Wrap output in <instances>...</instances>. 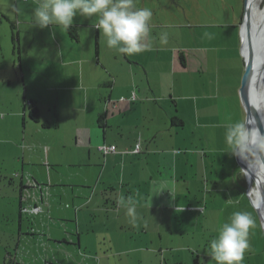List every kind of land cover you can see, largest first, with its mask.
Instances as JSON below:
<instances>
[{
    "label": "rangeland",
    "instance_id": "374dc122",
    "mask_svg": "<svg viewBox=\"0 0 264 264\" xmlns=\"http://www.w3.org/2000/svg\"><path fill=\"white\" fill-rule=\"evenodd\" d=\"M22 1L0 0V119L5 117L10 119L8 124L0 125V264L7 253L13 255L20 253L19 259L23 255L31 257L32 253H64V249L53 248L55 252L53 250L47 252L38 248L39 238L31 236L33 229L45 231L48 234V226L42 227L41 217L31 210L34 207L35 197L39 196V200L41 196V190L35 182L36 178L42 180L43 170L46 168L47 173L48 163H43L45 168L39 165L27 166L30 171L26 173L25 182L29 183L28 177H30L36 192H29L27 190L29 187L22 184V177L19 175L15 177L16 174H13L18 166L16 147H20L23 134L26 130L33 133L31 127L37 125L43 129L42 124H37L39 122L30 118L28 108L24 110L25 100L29 103L32 96L38 98L40 103L35 102L38 106L41 105L42 115L48 116V101L53 98V94L46 93L48 90L41 89L44 86L48 88L49 84L39 76L28 72L29 69L34 68L35 64L38 69L46 68L47 63H38V61L42 60V56L51 54L52 49L42 44L30 47L33 35L22 31L20 33L21 60H19L18 48L14 52L9 18H15L16 5L21 7ZM169 4L178 11L181 21H184L183 10L190 11L192 45L205 47L207 51L204 53L207 54L208 59L207 63H203L199 58L198 64L193 66V86L186 82L185 76L177 75L179 83L176 96L179 99L176 100L177 105L174 104L173 111L175 117L185 120L186 126H175L177 143L174 148L170 142L172 127H167L164 132L165 153L175 152L180 163L177 174L175 175L174 172L173 175V181L175 180L177 185L175 199L165 191L164 207L166 209L162 214L164 217L159 219L164 231L163 239L155 235L158 224L155 212L151 214L152 220L149 227L145 225L151 233L148 236H138L135 229L126 226L125 221L115 215V212L112 213V210L107 214L94 210L92 214L85 207L80 214L83 232L81 240L77 233L72 232L75 235L76 244L82 247L81 251L76 253H82L81 256L85 253L89 257L87 264H97L98 258L103 255L106 258L102 264H160V261L163 264H195L196 260L200 264L202 259L204 264H210L211 257L206 254V250L210 240L217 235L219 227L229 220L233 212L247 211L255 219L256 227L250 233V251L246 253L243 264H255V259H250V254L264 249V230L248 196L249 185L246 175L239 166L236 156L228 153L230 149L224 139L226 123L246 120V113L239 96L245 70L243 42L240 36L245 0H169ZM259 9H264V0L259 3ZM254 21H258V16L254 17ZM66 33L70 38V34ZM84 42L87 43L83 41L82 44H77V53L81 55L88 52ZM199 52L202 51L199 50ZM93 56L94 59H98L95 43ZM197 59L198 57H195V60ZM96 60L94 64L98 66ZM178 62L180 68L185 70L180 58ZM171 88L172 85L168 84V101L173 105ZM190 95L193 100L189 102L187 97ZM79 96L78 92H69L66 96L62 91L57 96L60 98L59 106L55 98L52 100L54 102L52 106H57L61 121L67 126L76 119L73 112H76L77 108L84 107V99ZM52 106L50 105L51 110ZM57 111L54 109L52 114ZM15 113H19L20 116L13 118ZM24 113L26 114L25 124ZM170 124H172L171 121ZM97 128L100 132L104 131L99 126ZM44 131V134L47 133V137L43 139L46 140L44 142L54 143L51 154L52 163H49L51 169L65 177L70 173L80 172L81 168L69 166L67 158L69 154H66L69 150H61L59 145H55L61 141L64 142L66 134L63 131ZM36 137L40 139V136ZM29 141L33 142L32 139ZM43 148L45 147L43 146L42 150L39 149L40 152L44 151ZM36 153L42 158L38 150ZM42 162H45L44 158ZM167 171L166 179L170 177V170ZM166 181H172V177ZM44 190L47 191L46 188ZM54 192H58V195L65 193L67 198H63L61 203L65 207H70L69 209H75L72 196L75 197L76 193L71 195L69 190L64 189H55ZM22 202L26 206V211L21 218ZM106 215L109 216L108 219ZM48 216L46 213L45 217ZM101 217L104 218L102 222H100ZM58 220L62 219L58 218ZM137 223L139 224L138 219ZM57 226L67 227L73 231L77 228L74 223L55 221L50 228L53 234L60 232L55 228ZM134 228L140 229L139 226ZM20 234L24 235L20 236ZM151 246L152 248L148 250ZM159 246L163 247V253ZM143 249L146 252H143ZM110 257H112L111 260H109ZM61 259L66 263L63 257Z\"/></svg>",
    "mask_w": 264,
    "mask_h": 264
},
{
    "label": "crops",
    "instance_id": "0c3cea01",
    "mask_svg": "<svg viewBox=\"0 0 264 264\" xmlns=\"http://www.w3.org/2000/svg\"><path fill=\"white\" fill-rule=\"evenodd\" d=\"M36 6L37 0H23L21 7L16 5L15 18L8 17L10 26L15 24L19 36V42L17 44L13 42L14 52L18 48L19 60H21L22 46L20 42L22 40L20 33L22 31L31 33L33 38L30 47H34L35 44H42L52 49L51 54L42 56V60L38 61V63H47L46 68L38 69L37 64H35L34 68L28 70L30 74L39 76L49 84L48 88L44 86L41 89L43 91L48 90L46 92L48 95L53 94L52 100L55 98L57 106H59L60 100L57 96L62 91L65 92L66 96L69 92H78L79 97L84 99V107L77 108V111L73 112L76 119L70 126L62 123L57 106L53 107L54 102L50 99L48 101V116L42 115L39 104L40 122L37 123L42 124L44 130L63 131L66 134L65 141L55 145H59L61 150H69V153H66L69 154L67 157L69 166L81 168V171L70 173L67 177L59 175L49 165L52 163L51 154L54 143L44 142L46 140L43 139L45 136L47 137V133L44 134L45 131L39 125L31 127L33 133L25 131L22 136L23 145L20 144L22 148L16 147L18 166L13 172L14 175L16 174L15 177L17 175L22 177V184L29 187L27 188L29 192H36L30 177H28L30 182H25L26 173L30 171L27 166L39 165L45 168L43 163H48L46 165L48 167L47 173L45 168L42 180L36 178L35 182L41 190V196L39 200V196L35 197L33 203L34 207L48 206L45 211L38 214L42 221L40 225L45 228L48 226V234L45 231L32 228L31 236L39 238L38 248L47 252L52 250L55 252L53 248L64 249V253H32L31 257L23 255L20 259L18 258L20 253H17L18 256L7 253L2 264H87L89 257L85 253L84 256L80 255L82 253H76L81 251L82 247L78 246L74 240L75 233L81 240L83 232L80 214L85 207L92 214H94V210L102 211V214L104 212L107 214L112 210V213L115 212V215L125 221L126 226L133 227L138 236H148L151 233L145 225L149 227L152 220L151 214L155 212L158 220L155 235L163 239L164 231L159 219L164 217L162 214L166 209L164 207L165 192L152 197L151 207L149 202L154 186L169 180L171 177L173 181L174 172L176 175L180 163L175 152L171 151L170 154H166L164 151L165 129L169 126L172 127L170 142L174 148L177 143L175 126H186L185 120L175 117L173 111L174 104L177 105L176 100L179 99L176 96L177 84L179 83L177 75L185 76L186 82L193 86V66L197 65L200 59L203 63H207L208 59L207 54L204 53L207 51L205 47L192 45L190 11L183 10L184 21H181L178 11L170 6L169 0H137L138 7L152 10L153 18L149 35L145 40V50L139 54L128 56L108 49L105 38L101 37L98 30L91 27V20L83 17H76L74 21L73 26H77L78 31L77 41L71 37L70 40L66 33L68 30H61L56 27L54 31L52 26L44 30L35 27L32 13ZM242 15L244 16L243 12ZM24 28L26 30H23ZM163 32L168 33L167 44H161L159 41V35ZM186 40L188 41L186 42ZM83 41H87L84 44L88 52L81 55L77 53V44L80 45ZM94 43L97 60L93 56ZM195 57L198 59L195 60ZM179 58L183 67L186 68L185 70L180 68ZM94 60L98 62V66L94 64ZM168 84L172 85L173 105L168 101ZM133 94L136 95L135 100L132 98ZM187 99L189 102L193 100L191 95ZM30 101L40 103V100L36 97L33 98V96ZM27 104L25 100L24 110ZM50 105L53 107L52 110ZM196 107H198L197 104ZM54 109L57 112L52 114ZM101 114L106 115L105 126L99 124ZM19 116V113H15L13 118ZM25 119L26 114L24 113V124L26 123ZM9 121L10 119L6 117L0 119V125L8 124ZM44 124H47V127ZM97 126L103 128L104 131L100 132ZM36 136H40L42 140ZM29 139H32L33 142H30ZM139 142L142 152L139 154L132 153ZM102 145H114L117 147V152L104 154L99 150ZM43 146L45 147L43 148L44 151L47 150V152H40L39 149L42 150ZM37 150L42 158L37 156ZM43 158L45 162H42ZM167 170H170L168 179L165 178ZM55 189L69 190L71 195L76 193L75 197L72 196L74 210L61 203L63 198H67V195L65 193L58 195V192H54ZM31 195L33 196V194ZM129 195H132L136 201V211L132 215L128 214L126 207L118 203L120 197ZM175 207L177 206L175 205ZM25 208L26 206L22 202L21 218ZM46 213L49 215L48 217H45ZM58 218L62 220L60 221ZM106 218L108 219L109 216L106 215ZM102 219L104 218L101 217L100 222ZM55 221L74 223L77 228L73 231L67 227L60 228L57 226L55 228L60 232L53 234L50 228ZM137 226L140 227L139 230L134 228ZM166 232H168L167 228ZM22 235L24 234H20V236ZM159 247L163 253V247ZM151 248L152 246L148 247V250ZM143 252L146 250L143 249ZM251 253L250 259L254 258L255 264H264V249ZM61 257L66 263L62 262ZM105 258L104 255L98 258L97 264H102ZM111 259L112 257L109 258V260ZM160 264L163 262L160 261Z\"/></svg>",
    "mask_w": 264,
    "mask_h": 264
},
{
    "label": "clouds",
    "instance_id": "9594fccd",
    "mask_svg": "<svg viewBox=\"0 0 264 264\" xmlns=\"http://www.w3.org/2000/svg\"><path fill=\"white\" fill-rule=\"evenodd\" d=\"M32 15L35 27L44 30L52 26L54 31L56 27L70 30L76 17L89 19L91 27L105 38L108 49L128 56L145 50L153 18L152 10L138 7L137 0H37ZM168 39L167 32L159 35L161 44H167ZM224 128L225 143L230 149L228 153L245 162L247 168L264 167L259 156V153H264V134L256 126L255 118L230 121ZM165 191L175 199V181L154 186L150 207L152 197ZM118 203L127 208L129 215L135 213L136 201L132 195L120 197ZM255 227L256 221L251 213L233 212L207 246L210 264H243L246 253L250 251V233ZM200 264H204L203 259Z\"/></svg>",
    "mask_w": 264,
    "mask_h": 264
},
{
    "label": "water",
    "instance_id": "95a60500",
    "mask_svg": "<svg viewBox=\"0 0 264 264\" xmlns=\"http://www.w3.org/2000/svg\"><path fill=\"white\" fill-rule=\"evenodd\" d=\"M248 0H245V6H244V16H243V21L240 27V34L243 42V30H246V35L247 39L249 41V55L248 57H244L245 61V70L244 74L242 77L241 81V87L239 89V96H240V101L242 103V106L245 110L246 113V120L250 118H255L256 126L261 129V133L264 134V116L263 114L259 111L257 108V105L260 104L259 100V94L257 92V76H258V68L255 62V55H254V50H253V24H252V19H251V13L249 11L248 7ZM244 56V55H243ZM257 103V105H256ZM261 164L264 165V153H259ZM237 162L243 172L246 175L247 181L249 188L251 186L250 179L248 178V173H251V169L247 168V166L238 158L236 157ZM260 194H261V201L264 203V186L260 187ZM248 196L250 199V202L252 206L255 208V210L258 213V216L262 222L263 230H264V224L262 220V216L259 213L258 209L255 207L254 202L252 198L249 195V189H248ZM26 211V209L24 210Z\"/></svg>",
    "mask_w": 264,
    "mask_h": 264
},
{
    "label": "bare ground",
    "instance_id": "6f19581e",
    "mask_svg": "<svg viewBox=\"0 0 264 264\" xmlns=\"http://www.w3.org/2000/svg\"><path fill=\"white\" fill-rule=\"evenodd\" d=\"M262 0H248V7L251 13V19L253 24V50L255 55V62L258 68L257 80V92L259 94L260 104L257 108L264 116V9H259V3ZM258 16V21H254V17ZM243 47L242 53L244 57L249 55V41L247 39L246 30H243ZM252 159V157H249ZM241 160V159H240ZM242 161V160H241ZM243 162V161H242ZM246 166L247 164L243 162ZM251 173H248V178L252 183L249 188V195L252 198L255 207L258 209L262 216L264 224V203L261 201L260 187L264 186V167L250 168Z\"/></svg>",
    "mask_w": 264,
    "mask_h": 264
},
{
    "label": "trees",
    "instance_id": "16d2710c",
    "mask_svg": "<svg viewBox=\"0 0 264 264\" xmlns=\"http://www.w3.org/2000/svg\"><path fill=\"white\" fill-rule=\"evenodd\" d=\"M11 28H12V40L15 44H17V42H19V36H18V33L16 32L15 24H11ZM68 32L73 40L75 41L78 40L77 26H73L70 30H68ZM97 51H98V48H97ZM26 108H28L30 118L35 122H40L39 107H38L37 102L30 101L26 105ZM105 118H106L105 114H101L99 116V124H101L102 126H105ZM44 126L47 127V124H44Z\"/></svg>",
    "mask_w": 264,
    "mask_h": 264
},
{
    "label": "built area",
    "instance_id": "2783aa9c",
    "mask_svg": "<svg viewBox=\"0 0 264 264\" xmlns=\"http://www.w3.org/2000/svg\"><path fill=\"white\" fill-rule=\"evenodd\" d=\"M25 1H28V0H25ZM134 100L136 99V95L133 94V97H132ZM99 150L104 153V154H109V153H116L117 152V147L116 146H107V145H102L99 147ZM142 150H141V145H140V142L136 145V147L134 148V150L132 151V153H135V154H139L141 153ZM48 208L47 205H42V206H35L33 208H31L32 212L33 213H36V214H39V213H42L43 211H45L46 209Z\"/></svg>",
    "mask_w": 264,
    "mask_h": 264
},
{
    "label": "flooded vegetation",
    "instance_id": "af4514ba",
    "mask_svg": "<svg viewBox=\"0 0 264 264\" xmlns=\"http://www.w3.org/2000/svg\"><path fill=\"white\" fill-rule=\"evenodd\" d=\"M196 263H198V261H197V260L195 261V264H196Z\"/></svg>",
    "mask_w": 264,
    "mask_h": 264
}]
</instances>
